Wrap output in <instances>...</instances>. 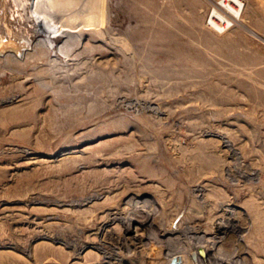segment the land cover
<instances>
[{
	"label": "rangeland",
	"instance_id": "1",
	"mask_svg": "<svg viewBox=\"0 0 264 264\" xmlns=\"http://www.w3.org/2000/svg\"><path fill=\"white\" fill-rule=\"evenodd\" d=\"M45 1L0 0V264H264V0H51L66 60Z\"/></svg>",
	"mask_w": 264,
	"mask_h": 264
},
{
	"label": "bare ground",
	"instance_id": "2",
	"mask_svg": "<svg viewBox=\"0 0 264 264\" xmlns=\"http://www.w3.org/2000/svg\"><path fill=\"white\" fill-rule=\"evenodd\" d=\"M222 7H224V9H227L228 11H230L231 13H233V16L234 17H237V11H238V8H237V11L236 13L233 11L234 8L231 6V3L228 4L226 2H218ZM45 4L46 6L48 7L47 9V12L49 14V18L47 19V23H46V29L49 31V33H47L46 35H42V36H37L36 39H35V44L38 43V45H44V47L47 49V59L51 60V55H54L56 58H62V56L64 57V60H66V58L69 56V52L68 50L65 48V43L64 44H61V45H57V38H59V36H66V41H68V39H70L72 36H74L73 32L75 31V28H79V29H82L81 27H75L73 25H70L68 24L67 22L64 24H61L59 25V18H58V12L56 13L54 11V9L56 8L55 6H52L51 5V0H46L45 1ZM69 8V7H68ZM70 9V8H69ZM215 10V12L211 13L210 17H209V20L211 23H213L214 25H217L218 24V20H226V21H229V19L223 15L220 11H217L216 8H213ZM59 10V9H57ZM61 10H65V9H61ZM65 12V11H64ZM211 12V11H210ZM74 14V13H73ZM72 14V15H73ZM62 15V14H60ZM71 15V16H72ZM76 15V14H74ZM77 16V15H76ZM79 16V15H78ZM53 17V18H51ZM70 17V16H69ZM73 17V16H72ZM67 18V17H66ZM71 18V17H70ZM81 18V17H80ZM79 17H78V20L77 22H79V20H81ZM69 19V18H68ZM86 20V19H84ZM88 20V19H87ZM101 20V19H100ZM67 21V20H66ZM76 22V20H75ZM99 22H102V21H99ZM72 23V22H71ZM80 23V22H79ZM88 23L90 24V21H88ZM75 24V23H74ZM77 24V23H76ZM82 24V23H81ZM101 24V23H100ZM228 24V23H227ZM84 25V24H83ZM92 26V23L90 24ZM96 25V24H95ZM77 26V25H76ZM88 26V24H87ZM90 26V27H91ZM94 26V25H93ZM89 27V26H88ZM219 27H225L223 25H220ZM92 28V27H91ZM97 28V27H96ZM99 28V27H98ZM80 31V30H79ZM76 32V37L77 39H80L83 35L82 32ZM54 60H56L54 58ZM138 101V100H137ZM137 101H134V103ZM141 102V101H140ZM138 102V103H140ZM151 102V101H149ZM147 103V102H146ZM150 104V103H149ZM148 104V105H149ZM138 106V105H137ZM147 106V105H146ZM152 106V105H151ZM136 107V106H135ZM150 107V106H149ZM156 107V106H154ZM152 109V108H151ZM159 112V111H157ZM8 114H16L17 111L12 109V110H9L7 112ZM222 135V134H221ZM225 141V140H224ZM226 144H228V146H232L230 144V142L228 140H226ZM224 144V145H226ZM232 152V151H231ZM234 152V151H233ZM232 155V154H231ZM241 172V171H240ZM131 197V196H130ZM137 208V207H136ZM130 212V211H129ZM133 213V212H132ZM136 214V213H135ZM149 214V213H148ZM133 215V214H132ZM145 218V217H144ZM138 219L134 216H130V217H127V219H125L127 221V226L126 228L129 229V226L132 222L134 221H138V222H145V219ZM147 218V217H146ZM225 227L226 225L225 224H219V227ZM232 227V226H231ZM74 242V241H73ZM200 242V241H199ZM83 245V244H82ZM77 246V245H75ZM198 249L200 252H202L203 254H206L210 249V246L206 245L205 243H198ZM79 247V245H78ZM105 252V251H104ZM109 253V254H113L111 251H106V254ZM108 254V255H109ZM208 254V253H207ZM227 261V260H226ZM236 261V260H235Z\"/></svg>",
	"mask_w": 264,
	"mask_h": 264
},
{
	"label": "water",
	"instance_id": "3",
	"mask_svg": "<svg viewBox=\"0 0 264 264\" xmlns=\"http://www.w3.org/2000/svg\"><path fill=\"white\" fill-rule=\"evenodd\" d=\"M18 55L21 57L23 55L24 46L15 47Z\"/></svg>",
	"mask_w": 264,
	"mask_h": 264
}]
</instances>
